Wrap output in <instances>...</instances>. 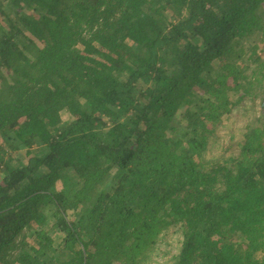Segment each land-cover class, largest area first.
I'll return each mask as SVG.
<instances>
[{
	"label": "trees",
	"instance_id": "trees-1",
	"mask_svg": "<svg viewBox=\"0 0 264 264\" xmlns=\"http://www.w3.org/2000/svg\"><path fill=\"white\" fill-rule=\"evenodd\" d=\"M260 96L264 0H0V264H142L170 229L175 264H264V107L204 159Z\"/></svg>",
	"mask_w": 264,
	"mask_h": 264
},
{
	"label": "rangeland",
	"instance_id": "rangeland-1",
	"mask_svg": "<svg viewBox=\"0 0 264 264\" xmlns=\"http://www.w3.org/2000/svg\"><path fill=\"white\" fill-rule=\"evenodd\" d=\"M264 107V97L260 96L256 101H247L246 104L239 108L229 119L224 121L217 131V139L213 142L208 152L205 154V160L214 163L215 160L220 159L222 156L229 157L237 155L239 152V143L243 141V133L248 123L255 120L260 115L261 109ZM71 116V115H70ZM69 115H65L64 119H71ZM17 162H26L27 155L25 151H20L15 156ZM210 165L205 166V170L208 171ZM60 182L57 183L56 189H60ZM86 205L79 206L72 212H69L70 220H74L75 214H78ZM53 218L51 212L48 209H42L38 217L32 222L33 227L36 230L51 231V235L54 237L59 236V232L52 230ZM182 235L176 229H170L166 234L161 236L158 244L154 249L148 253L147 258L143 260L142 264H175L176 257L180 250V244ZM57 242L54 244L56 247Z\"/></svg>",
	"mask_w": 264,
	"mask_h": 264
}]
</instances>
